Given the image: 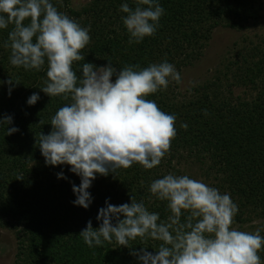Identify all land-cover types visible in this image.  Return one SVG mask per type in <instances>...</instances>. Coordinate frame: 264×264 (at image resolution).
<instances>
[{
	"label": "trees",
	"instance_id": "obj_1",
	"mask_svg": "<svg viewBox=\"0 0 264 264\" xmlns=\"http://www.w3.org/2000/svg\"><path fill=\"white\" fill-rule=\"evenodd\" d=\"M257 1L158 0L165 11L157 31L140 43L130 44V34L122 22L127 14L120 5L128 3L135 8L136 0H89L76 6L72 0H50L82 27L90 25L91 40L81 50L84 61L72 65L78 77L82 64L89 62L104 66L111 61L119 71L126 65L144 68L166 60L177 69L186 64L188 56L197 58L217 26L241 29L256 21L262 7L254 5ZM12 28L9 24L0 29V120L12 117L11 124L0 125V227L19 229L11 264H141L131 252L143 247L155 254L161 241L137 237L124 247L113 237L111 242L90 248L79 233L89 220L93 228L100 226L102 221L96 216L106 200L119 206L130 203L131 196L150 212L159 213L158 222L167 221L171 215L167 201L152 195L150 184L169 173L188 175L182 165L191 160L205 164L202 173L208 186L230 194L238 205L233 225L264 219V48L255 47L252 58L244 57L246 65L239 67L244 73L242 78L238 75L240 82L248 77L259 85L251 97H234L232 91L225 94L216 80L203 84L195 96L183 97L171 79L166 90L147 96L162 111L176 116L177 135L169 152L151 169L134 163L107 176L96 174L87 189L92 202L85 209L73 204L76 195L72 185L79 186L80 176L67 164L47 165L38 145L40 133L51 131V117L70 100L50 97L40 90L47 80V61L40 70L11 65V50L4 43ZM9 78L15 84L10 95V85L5 83ZM34 92L40 98L28 105L27 99ZM182 122L188 125L187 130L180 127ZM11 127L19 131L6 134ZM61 172L66 179L57 177ZM187 215L184 212L182 222ZM258 254L264 262V248Z\"/></svg>",
	"mask_w": 264,
	"mask_h": 264
},
{
	"label": "clouds",
	"instance_id": "obj_2",
	"mask_svg": "<svg viewBox=\"0 0 264 264\" xmlns=\"http://www.w3.org/2000/svg\"><path fill=\"white\" fill-rule=\"evenodd\" d=\"M120 10L127 14L122 22L130 44L153 36L165 11L158 0H136L135 8L122 3ZM9 24L13 28L4 47L11 50V65L40 70L47 61V80L40 90L70 100L51 117V131L40 133L38 145L47 165L67 164L80 176L79 186L72 185L73 204L89 207L92 197L87 189L96 174L107 176L134 163L145 169L161 163L177 135L176 116L146 97L166 90L170 79L181 83L173 64L165 60L144 68L126 65L118 71L111 61L104 66L89 62L82 64L78 77L72 65L84 61L81 50L91 40L90 25L82 27L50 0H0V29ZM13 82L11 78L5 82L9 95ZM39 98L34 92L27 104L34 105ZM11 123V116L0 120V125ZM180 127L187 130L188 125L182 122ZM17 131L7 128L6 134ZM57 177L66 179L63 172ZM149 191L167 201L171 212L167 221L158 222L159 213L150 212L132 196L130 203L119 206L106 200L96 216L100 226L93 228L89 220L79 233L84 243L90 248L102 246L113 237L124 247L137 237L161 241L155 254L143 247L131 252L141 264H264L258 254L264 248L261 229L246 232L232 226L238 205L230 194L172 173L153 180ZM184 212L188 215L182 222Z\"/></svg>",
	"mask_w": 264,
	"mask_h": 264
},
{
	"label": "rangeland",
	"instance_id": "obj_3",
	"mask_svg": "<svg viewBox=\"0 0 264 264\" xmlns=\"http://www.w3.org/2000/svg\"><path fill=\"white\" fill-rule=\"evenodd\" d=\"M88 1L72 0L75 6ZM254 5L262 6L256 21L249 22L241 29L217 26L212 30L210 38L206 40L204 46L202 45L199 49L200 53L197 58L188 56L186 64L176 69L181 76V83L177 84L175 88L179 96L188 98L195 96L200 92L203 84L206 85L213 80L221 84L225 94L232 91L234 97L241 98L254 95V89L259 85L251 83L248 77L243 79L244 82H240L238 76L244 75L239 68L246 65L244 57L250 60L256 52L255 47L264 48V0H258ZM243 70L246 72L245 68ZM235 82H239V84ZM257 82L259 83L260 80ZM192 161L194 160L188 162L189 165L186 163L182 165L184 172L188 173L190 178L201 180L206 184L202 173L205 164ZM233 227L246 232H254L257 228L262 230L264 229V219L262 221L254 220L251 223H235ZM17 230L19 229L0 227V264L13 262L17 247Z\"/></svg>",
	"mask_w": 264,
	"mask_h": 264
}]
</instances>
